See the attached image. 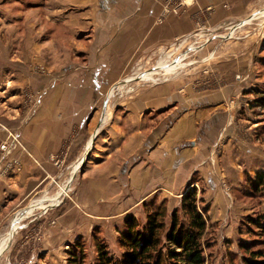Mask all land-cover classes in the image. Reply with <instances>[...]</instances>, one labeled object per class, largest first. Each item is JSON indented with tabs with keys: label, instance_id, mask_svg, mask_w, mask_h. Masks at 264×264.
Segmentation results:
<instances>
[{
	"label": "crops",
	"instance_id": "0c3cea01",
	"mask_svg": "<svg viewBox=\"0 0 264 264\" xmlns=\"http://www.w3.org/2000/svg\"><path fill=\"white\" fill-rule=\"evenodd\" d=\"M180 2L0 0V143L21 135L20 147L0 152V171L17 163L19 180L38 185L42 172L57 179L80 163L72 195L53 212L73 233L38 240L42 264H62L63 249L78 239L93 244L96 230L113 249L134 209L180 193L193 176L215 208L227 206L225 191L240 192L244 173L264 172V134L256 140L264 111L249 107L262 82L251 64L264 63V0ZM168 5L178 8L166 14ZM180 47L216 49L188 57L212 67L159 84L136 79L153 62L175 63ZM42 65L48 77L33 74ZM23 88L42 95L33 118L15 99Z\"/></svg>",
	"mask_w": 264,
	"mask_h": 264
},
{
	"label": "rangeland",
	"instance_id": "374dc122",
	"mask_svg": "<svg viewBox=\"0 0 264 264\" xmlns=\"http://www.w3.org/2000/svg\"><path fill=\"white\" fill-rule=\"evenodd\" d=\"M35 1H37V3L39 2V0H35ZM37 3L35 5L36 7L38 6ZM259 23H260L259 20L255 21L253 27L251 28H255ZM237 37H238L237 35L230 34L227 35L225 38L229 41L240 39L239 37L238 38ZM201 50L202 49H194V47H185V48L180 47V49L177 48L176 51L173 52L174 54L169 60V62H171L172 60L175 59L174 62H179V64L182 65L180 69L175 71L177 73L170 74V73H166L165 71L154 72L153 77H155L154 79L155 81L145 79L144 81L142 80L139 82L144 83V85L145 83H151V82L152 83L155 82L156 84H159L165 82L163 81L165 77L171 78L172 75L179 76L178 78L182 79L183 74L186 76L187 73L190 71V68L192 71H197L199 69L197 72L198 73L202 72L203 74L204 71L206 72L208 69H210V67H212V64L205 62V60H202L200 62H198V60H196L195 62H191L188 59V57H191L192 55H198V56H202V57L206 56V58H210L216 52V49L210 48L207 50L206 49L205 50L203 49L202 51ZM260 50L261 48H259L257 54H259ZM158 65L160 64L153 62L151 65H149V71L144 70L143 72H151L153 71L154 67ZM251 66L253 67L255 73H259L256 74V76L260 81H262L260 85L256 84L255 85L256 88L254 87L253 88L254 89L261 88L264 85V63L260 65L251 64ZM185 71L186 73H184ZM48 75L49 73L46 69V66L42 65V76L48 77ZM240 78L241 77L238 76L236 77V80L240 81ZM133 83L134 82H131L126 85L128 86L130 84L134 85ZM45 85H43L42 87H44ZM253 88L250 89L253 90ZM129 90L130 87H127V91ZM27 91L28 93L26 94V96L21 95V98H24V101H21V105H23V103L25 104L27 101L30 102V107H28L27 109H31L29 112V117L33 118L39 106V104H36V98L38 97L42 98V95L38 94L36 96L30 89H28ZM30 95L34 96V100L30 99ZM254 96L256 97V94ZM247 100L250 101V97H247ZM257 113H259L258 110H256L253 113V115H257ZM258 117L260 119L259 120L260 126H264V114L262 115L260 114L258 115ZM259 133H260L259 135H256V140L257 137L260 139L261 135L264 134V128ZM11 145H7L6 143L3 142L0 143V152L5 155L6 149H8ZM256 145L259 144L256 143ZM54 161L55 160H53V163ZM2 162L3 163L5 162V158H2ZM57 162L58 161H56V164ZM12 164L13 163H7L5 165L4 170L0 171V202L2 200L4 201V203L6 202V205L3 207L0 204V238L5 236V234L8 232L13 217L19 211L26 208L30 203L36 202L37 200L50 199L54 197L56 194H58V192L62 188L64 187L66 188L64 195L59 199V202L56 205H54V207L48 208L44 212L41 209L35 210L31 215L25 216L23 218L20 227L15 232L10 247L0 257V264H42V254L41 252H39V249H37V246L40 243L38 242V240L41 241V239L43 240L44 237L47 238H57V236L64 237L61 233L55 236H48L46 234H42V231L45 228L46 224L52 220L58 221L61 226H68L62 224L59 221V217H58L59 213H53V212L55 210L60 209L63 205V201L66 200L70 195H72L73 186L77 185L78 179L80 177V172L76 173L74 177H71L72 176L70 175V173L72 172L71 169V171H67L69 173H66L64 177L58 176L57 179L56 176H48V175L45 176L44 172H42L44 175V179L46 178L45 181L43 180V182L41 181L38 185H35L34 183L26 182L28 181L26 177L25 179L24 177L21 178L20 181L19 174L21 171L19 170L16 171V169H19L18 164L17 163L13 165ZM10 172L15 173V179L14 177L8 178L7 175H9ZM245 174L253 176V173L250 174L247 172L244 173L243 187L241 188L240 192H238L236 189L233 190L234 191L233 193H231L230 191H225L227 206L224 201L223 203L218 202V207L209 208L208 216H210L209 217L210 222L215 224V226L210 231L209 239L212 247L207 252L208 264H243L245 253L243 250L239 248L238 246L239 243L248 244L252 251H257L259 249L264 248V241L262 239L260 240L254 233L256 230L253 227L249 226L247 228L246 226V222H248L249 218L256 217L257 215L262 214L264 212V194L257 196L249 195V197L244 194L245 189L247 190V188L245 187L246 185ZM194 185L197 187L198 194H200V191L202 190V185L200 183V180H198L197 183H195ZM186 188L180 193H167L165 194L167 195L166 197L160 194V196H156L155 198L148 200L146 202V205L153 204L154 207H158L159 205H164L169 215L173 210L180 209V200L182 195L185 193ZM15 190L18 191L19 194L15 193V198H14L12 197L13 196L12 191ZM203 193L205 195L204 191ZM233 197H235L236 200L238 199L244 202L238 203L236 200L234 201ZM173 200L176 201V204L172 206ZM44 205L45 206L48 205V202H45ZM144 208L145 207L142 206L141 208L139 207L138 209H134L133 211L134 212L133 216L140 224H143L145 222L146 210ZM230 227H232V229H230ZM229 231H231V233ZM117 232L118 235L116 236V239H114V242L113 240L110 241L114 243L113 249L110 250L109 245L103 240L102 235H100L98 230L95 231L96 236H98V238L107 246V252L101 255L97 254V249L94 246V244H92L91 242L90 243L81 242L84 246V251H85V260L82 264H118L122 258L123 249L120 248L119 240L117 239L119 237L120 232L119 231ZM107 237H113V234L108 233ZM257 240H260V242H258ZM73 248H75V241H73L70 245H68L67 248L65 247L63 249L64 260L62 264H69L68 263L69 255L67 252L73 251L74 250ZM98 257H99V261H98Z\"/></svg>",
	"mask_w": 264,
	"mask_h": 264
},
{
	"label": "trees",
	"instance_id": "16d2710c",
	"mask_svg": "<svg viewBox=\"0 0 264 264\" xmlns=\"http://www.w3.org/2000/svg\"><path fill=\"white\" fill-rule=\"evenodd\" d=\"M253 94H256L255 101L249 107L258 109L259 112L264 111V85ZM194 181L195 178L192 177L181 197L179 210L175 209L168 215L164 205L154 207L145 202L143 224L133 215L126 217V230L119 233L118 237L120 248L123 249L118 264H208L207 252L212 247L210 231L215 224L210 222V206L205 205L203 191L198 194ZM245 184L246 196L264 194V172L256 171L253 176L245 174ZM246 226L253 227L255 235L264 241V212L249 218ZM81 242L82 239H78L74 250L67 252L69 264L84 262L85 251ZM93 244L98 255L107 252L106 244L96 236L95 231ZM238 246L245 253L243 264H264V248L252 251L246 243H239Z\"/></svg>",
	"mask_w": 264,
	"mask_h": 264
},
{
	"label": "bare ground",
	"instance_id": "6f19581e",
	"mask_svg": "<svg viewBox=\"0 0 264 264\" xmlns=\"http://www.w3.org/2000/svg\"><path fill=\"white\" fill-rule=\"evenodd\" d=\"M247 22H249V21L241 22V23H239V25L237 27H242ZM181 67H182V65L179 64V62H175L173 64L172 63H170V64L169 63L160 64V65L154 67L153 71H151V72H144V73L138 74L136 79L139 80V81H142V80L144 81L145 79L154 80L155 79V77H153V73L154 72H159V71L164 72L165 71L166 73L173 74V73H177L175 71L180 69ZM32 71L34 72L33 73L34 75L42 74V69H34V68H32ZM170 74H168V75H170ZM166 79H168V78L165 77L164 81H166ZM131 81H133V80H126V81H123V82L130 83ZM116 88H121V85H115L114 87L111 88L110 93H109V95L107 97V100H109L111 98V95L114 93V90ZM27 90H28V88H23V89L20 90L19 94L26 96V94L28 93ZM129 91H131V90H129ZM15 99H17V100L22 99V101H24V98H20V97H16ZM30 99L34 100V96L30 95ZM40 102H41V97L36 98V104L40 105ZM28 107H30V102L29 101H27L25 104L23 103L22 109H24V112H25L26 116H29V112L31 110V109H27ZM103 120H104V117L101 118V123L103 122ZM25 121L28 122L29 118H27ZM1 129L3 130V132H7L5 128H1ZM8 136H9V138H8ZM8 136H7V139H8V141L11 140L12 145L8 149H6V153H9L11 150L18 148L21 145L20 132H18V131L9 132ZM91 146L88 147L89 148L88 150H90ZM83 160H85V155L83 156ZM79 166H80V163L75 168H73L72 174H75L76 172L79 171ZM69 181H70V179H69ZM65 191H66V188L64 187L58 192V194H56L54 197H52L50 199L37 200L34 203H30L26 208H24L21 211H19L13 217V219L11 221L10 229L5 234V236L0 238V257L10 247V244H11V241H12L14 235H15V232L20 227L21 221L23 220V218L25 216L31 215L35 210L41 209L44 212L48 208L54 207V205H56L59 202V199L64 195ZM45 202H48V205L45 206L44 205Z\"/></svg>",
	"mask_w": 264,
	"mask_h": 264
},
{
	"label": "built area",
	"instance_id": "2783aa9c",
	"mask_svg": "<svg viewBox=\"0 0 264 264\" xmlns=\"http://www.w3.org/2000/svg\"><path fill=\"white\" fill-rule=\"evenodd\" d=\"M168 2H173V0H168ZM181 4H185V0H181L180 4L178 5ZM178 5L175 7H173L172 5L166 6V14L169 13L173 8L177 9ZM59 233H61L64 237H69L72 235L73 230L68 226H61L59 222L56 220H52L49 223H47L43 230V234H46L48 236H55Z\"/></svg>",
	"mask_w": 264,
	"mask_h": 264
}]
</instances>
